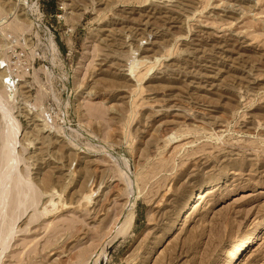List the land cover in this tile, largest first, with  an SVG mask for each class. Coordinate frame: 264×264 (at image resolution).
<instances>
[{
    "label": "rangeland",
    "instance_id": "obj_1",
    "mask_svg": "<svg viewBox=\"0 0 264 264\" xmlns=\"http://www.w3.org/2000/svg\"><path fill=\"white\" fill-rule=\"evenodd\" d=\"M0 104V264H222L264 222V0H0Z\"/></svg>",
    "mask_w": 264,
    "mask_h": 264
},
{
    "label": "bare ground",
    "instance_id": "obj_2",
    "mask_svg": "<svg viewBox=\"0 0 264 264\" xmlns=\"http://www.w3.org/2000/svg\"><path fill=\"white\" fill-rule=\"evenodd\" d=\"M2 104V103H1ZM0 104V105H1ZM2 106V105H1ZM2 109H3V106L1 107ZM5 110V109H4ZM4 110H3V113H4ZM6 112V111H5ZM9 119V118H8ZM10 133L11 134H9V135H11L10 137H8V138H11L12 137V134L14 133V131L12 132V131H10ZM7 138V137H6ZM13 138V137H12ZM15 138V137H14ZM6 140H8V139H6ZM13 140V139H12ZM11 141V140H10ZM7 141H5V143H6ZM13 142V141H12ZM11 142V143H12ZM16 142V141H15ZM10 143V144H11ZM6 144H9V143H6ZM9 144V145H10ZM12 146L14 145V142L11 144ZM4 146H5V144H4ZM8 146V145H7ZM5 148V147H4ZM8 148V147H7ZM14 149V148H13ZM6 150V149H5ZM9 151H13V150H9ZM10 152V153H11ZM6 154H8V151H6L5 152ZM4 153V154H5ZM8 154V155H13L12 153L11 154ZM5 154V155H6ZM7 156V155H6ZM5 156V160H6V157ZM11 158H12V156H10ZM11 158H10V160H11ZM13 160H14V158H13ZM6 162V161H5ZM21 162V161H20ZM6 163H8V165H9V160H8V162H6ZM5 163V166L7 165ZM10 163H12V161L10 162ZM14 163H15V160H14ZM13 163V168H14V166H15V164ZM18 164V163H17ZM7 165V166H8ZM17 166V165H16ZM10 167V166H9ZM3 169V168H2ZM4 169H6V167L4 168ZM3 169V170H4ZM11 169H12V166H11ZM10 169L8 168V170H6L7 171V173H5L4 172V174L6 175V177L7 176H10V178H11V174L13 173V171L11 172V174L10 175H8V173H10V172H8ZM13 170V169H12ZM2 172V171H1ZM2 175V174H1ZM12 177H14V176H12ZM7 178H9V177H7ZM0 179H2V178H0ZM3 179H4V177H3ZM11 179H13V178H11ZM11 179H9V182H12V181H10ZM3 180H1L0 181V183L2 182ZM5 181V180H4ZM13 181H15V179L13 180ZM6 182H8V180L6 181ZM6 182H2V183H4V185H5V183ZM16 183H14V185L15 186H13L12 185V187H10L9 186V183H8V186H4L3 185V187H5V189L4 190H1V191H4V193H5V190H6V187L8 188V187H10V189L8 188V191H6V194H5V197H3L4 199H2L1 200V198L2 197H0V201H2V203H0V222H1V219H3V220H5L6 219V216H7V212H8V208H10V205L12 206L13 205V208L15 209L14 211L16 212V210H18L19 208H20V206H23L25 203H26V200H27V198H28V196H29V187L27 188L25 185H24V183L23 182H21V181H15ZM7 184V183H6ZM2 185V184H1ZM1 185H0V189L2 188L1 187ZM11 185V184H10ZM197 190V189H196ZM211 191V190H210ZM212 192V191H211ZM211 192H209V185L208 186H203V187H201V188H199L195 193H194V195H192V196H190L189 197V199L186 201V203H185V205L183 206V208L181 209V211H180V213L178 214V216H177V218H176V220H175V222H174V226L172 227V231L170 232V234H173L175 231H177V230H180L181 228H183L184 226V224H185V222H186V219H188L189 217H190V215L199 207V205L200 204H203L205 201H206V199L209 197V195L211 194ZM33 194V192H30V194ZM2 195V194H1ZM4 195V194H3ZM28 203H29V201H28ZM31 204H33V202L31 203ZM14 213V212H13ZM21 212H19V214H20ZM129 216V215H128ZM20 217V216H19ZM17 218H18V216H17ZM17 218H15V219H17ZM133 219H134V217L132 216V217H130V218H127L126 217V221H124L125 223H124V227L121 229V231L122 230H124V229H126V228H128V227H130L131 225H132V223H133ZM10 220V219H9ZM12 220V219H11ZM118 221V220H117ZM9 222V221H8ZM11 222V221H10ZM9 222V223H10ZM1 224H2V222H1ZM5 227H3L2 229L3 230H5V232H6V229H4ZM264 229V222H262V223H259L256 227H255V230L252 232V233H250L247 237H245V238H242V239H240V240H238V241H236L230 248H229V250L230 251H228V255H226V258H224L223 259V263L222 264H237L238 262H239V260L241 259V257L243 256V254L245 253V252H247L248 250H250L251 248H253V246L255 245V243L257 242V240L261 237V232H262V230ZM4 232V233H5ZM8 232V231H7ZM3 233V231H1V233H0V236H1V234ZM259 234V235H258ZM3 235V234H2ZM4 236V235H3ZM8 236V235H7ZM0 239H2L1 240V243H2V245L3 246H5L6 244L4 243V239H3V237L1 236L0 237Z\"/></svg>",
    "mask_w": 264,
    "mask_h": 264
}]
</instances>
